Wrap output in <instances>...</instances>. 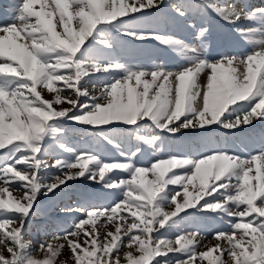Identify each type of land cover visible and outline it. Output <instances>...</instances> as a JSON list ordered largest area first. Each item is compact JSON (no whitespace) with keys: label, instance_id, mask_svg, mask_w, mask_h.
<instances>
[{"label":"snow or ice","instance_id":"1","mask_svg":"<svg viewBox=\"0 0 264 264\" xmlns=\"http://www.w3.org/2000/svg\"><path fill=\"white\" fill-rule=\"evenodd\" d=\"M10 11L0 22V264H66L65 248L72 264H264V0H10ZM213 18L250 50L210 59ZM152 41L185 63L123 62ZM95 79L92 95L84 84ZM66 123L94 147L70 146ZM169 137L183 150L165 153ZM145 151L154 158L141 164ZM85 181L101 191L56 199ZM46 210L72 220L33 249L25 236ZM197 216L227 217L229 230L204 246L184 227Z\"/></svg>","mask_w":264,"mask_h":264},{"label":"rangeland","instance_id":"2","mask_svg":"<svg viewBox=\"0 0 264 264\" xmlns=\"http://www.w3.org/2000/svg\"><path fill=\"white\" fill-rule=\"evenodd\" d=\"M224 2H231V0H224ZM251 3L259 5L261 0H250ZM11 14L10 11V0H0V22H3L7 19V17ZM211 28V36L209 38L210 47L208 49V56L210 59L218 58V55L221 53H240L244 51H248L249 46L245 44L231 29V27L219 20V18H213L210 22ZM174 35H177L186 40V42L190 44H195L196 41L194 39V31L189 29H182L176 26H169L167 29ZM156 61L157 63H164L168 68H177L185 63L183 59L177 56L175 53L159 45L157 42L152 41L150 44L143 46V51L141 54L135 57H126L124 58L125 63L133 64H148L151 61ZM114 76L120 75L119 73H113ZM204 76L202 74L201 81H203ZM101 80L95 79V83L97 84V88L93 89V84L86 83L84 87L89 91L90 94L95 95L99 91V84ZM45 98H51L47 92L44 93ZM64 106H67L66 104ZM64 127L67 131V142L70 146L76 147L77 149L83 148H93L94 144L89 143L87 139H85V131L81 127H77L72 125L71 123H66ZM264 129V123H258L256 125V130L259 131ZM186 138H180L183 140ZM169 150L171 151H182L183 149L180 147L179 141H174L172 138H166L164 141V151L167 153ZM102 153L105 158L115 157V153L111 149L110 146H105L102 149ZM154 157L149 151H145L144 155L139 157V162L141 164L149 163ZM52 173L55 174V170H52ZM87 186V188H86ZM16 191H14V195L19 196L22 194L23 189L20 188L19 185L14 186ZM87 190L88 192H99L101 191L100 186L91 185V182L85 181L82 184H73L68 189L58 195L56 198L62 205L63 204H76L81 202V198L79 194L83 191ZM109 197L97 198L93 203L95 204H106L108 202ZM40 205L42 210L47 209L48 201L40 200ZM227 217L224 219H219L216 217L209 216H197L195 219L188 221L184 227L187 230H198L202 234L206 235L207 239L203 241L204 246H208L214 244L215 241L212 239V235H207L206 232L208 229H211L213 226H217L219 222L228 224ZM72 220V217L66 216L63 214H55L50 210L42 211V215L35 217L30 224L28 229V234L25 236L26 240H31L33 242V249L37 247V242L40 241L42 237L43 231H53L56 228L67 227ZM229 230V225L227 230ZM203 250V248L199 249ZM35 255H39V253L34 252ZM70 253L67 248L64 249L63 254L59 258L60 260H65L66 264H72L71 259L69 258ZM227 259V256L224 257Z\"/></svg>","mask_w":264,"mask_h":264},{"label":"trees","instance_id":"3","mask_svg":"<svg viewBox=\"0 0 264 264\" xmlns=\"http://www.w3.org/2000/svg\"><path fill=\"white\" fill-rule=\"evenodd\" d=\"M227 227H228V224H224V223L219 222L217 224V226H213L211 229H208L206 234L207 235H212V232L216 231V230H225L226 231Z\"/></svg>","mask_w":264,"mask_h":264}]
</instances>
